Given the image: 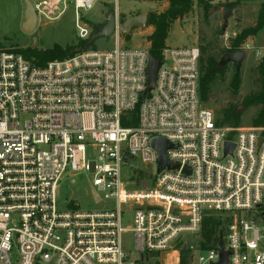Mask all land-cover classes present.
I'll use <instances>...</instances> for the list:
<instances>
[{"label": "built area", "instance_id": "obj_1", "mask_svg": "<svg viewBox=\"0 0 264 264\" xmlns=\"http://www.w3.org/2000/svg\"><path fill=\"white\" fill-rule=\"evenodd\" d=\"M30 1L38 21L71 9L79 42L91 35L82 12L98 0ZM121 25L116 10L112 50L44 65L0 49V264H216L219 239L202 236L213 216L227 264H264V126L216 121L200 99L198 47L163 49L146 93L149 49L122 48ZM157 139L172 168L158 171ZM144 172L151 186L139 189ZM76 175L110 206L60 202V182Z\"/></svg>", "mask_w": 264, "mask_h": 264}, {"label": "rangeland", "instance_id": "obj_2", "mask_svg": "<svg viewBox=\"0 0 264 264\" xmlns=\"http://www.w3.org/2000/svg\"><path fill=\"white\" fill-rule=\"evenodd\" d=\"M204 1L211 6L206 17L198 3L199 0H191L188 11L180 18L171 21L164 40V49L198 47L200 50V76L208 59L219 65L225 54L233 52L231 50L245 51L246 56L239 69H236L234 63H227L221 67L223 72L217 74L210 83L208 100L203 105L212 111L218 122L222 119L226 109L233 108L239 112V126L249 127L260 106L245 108L242 102L246 96L257 92L260 88L257 66L261 59L256 54L258 50L264 49V27L256 36L247 38L243 44L237 47L233 45V42L242 30L255 26L262 0L241 2L232 10L226 22L223 20V10L228 8L225 3L234 0ZM23 8L22 0H0V49L23 50L29 47L30 37L23 34L20 29ZM168 8L169 3L165 0H98L91 10L82 12V19L92 30L93 27L105 23L106 15L110 10L118 11V19L122 23L131 17L146 14L147 26L145 29L133 28L130 33L121 34L119 42L122 48L149 49L150 44L147 40L154 31L150 18L164 13ZM225 23L226 28L223 30L222 26ZM35 34L38 46L34 50L37 51L49 50L55 46L60 48L75 47L76 51L81 49V47H76L79 40L74 28V16L71 9L53 19H40ZM91 48L98 51L112 50L114 48L113 37L99 39ZM170 65V62L165 63V67H170ZM236 73L240 77V85L237 94H234L230 82ZM94 166L95 161L90 162V172ZM137 166L144 167L140 164ZM136 184L139 189L150 188L148 174L144 172L142 177L137 178ZM58 196L60 202L76 199L84 208L105 209L109 205L99 198L90 180L84 175L63 179L59 185ZM209 218L217 223L216 231L219 239V236H222L224 232V224H219L216 216ZM123 226L128 230L123 236V249L132 251L134 237L129 231L131 226L129 218H124ZM213 244L210 243V245ZM197 256L198 253L195 252V259Z\"/></svg>", "mask_w": 264, "mask_h": 264}, {"label": "trees", "instance_id": "obj_3", "mask_svg": "<svg viewBox=\"0 0 264 264\" xmlns=\"http://www.w3.org/2000/svg\"><path fill=\"white\" fill-rule=\"evenodd\" d=\"M160 1V0H159ZM169 3V8L162 14L157 16H152L150 18L151 24L154 26L153 33L149 36L147 42L150 44L149 52L150 55L156 60L161 61V52L165 48L164 40L166 38L167 29L171 21L180 18L185 14L189 6L191 5V0H165ZM252 1V0H234L229 3H225L228 9L233 10L241 2ZM199 5L202 7L205 17L208 14L211 6L204 0H199ZM264 27V0L260 6L259 14L256 20V24L253 27H248L242 30L236 37L233 45L237 47L243 44L244 41L249 37L256 36ZM83 42H79L76 47H82ZM75 47L60 48L58 46L53 47L49 50L37 51L29 48L18 50L24 58L32 59L38 65H44L48 61L63 59L68 56L73 55L77 52ZM233 49L231 51H236ZM257 70L260 77V88L257 92H254L246 96L242 102L245 108H250L254 106H260V109L253 119L252 126H264V58L260 60L257 66ZM223 70L219 68V65L208 59L205 62V66L202 68V74L199 78V93L200 99L204 103L208 100V95L210 92V83L213 81L217 74L222 73ZM240 85V77L236 73L230 82V87L234 94H237L238 87ZM239 114H236L233 108L226 109L223 113L222 119L220 120L221 125H229L233 127L239 126ZM217 223L212 219H205L202 226V236L206 241V244L216 243L218 240V233L216 231ZM182 256L186 254V251L181 252ZM183 262V261H182ZM184 263V262H183Z\"/></svg>", "mask_w": 264, "mask_h": 264}, {"label": "water", "instance_id": "obj_4", "mask_svg": "<svg viewBox=\"0 0 264 264\" xmlns=\"http://www.w3.org/2000/svg\"><path fill=\"white\" fill-rule=\"evenodd\" d=\"M23 2V11H22V21L20 23V29L23 34L28 35L30 37V44H29V49H35L38 46V41H37V35L35 34L37 25H38V17L34 11L33 5L30 0H22ZM232 10L225 8L223 10V20L226 22L228 17L231 15ZM114 21H115V11L110 10L108 14L106 15V21L102 25H98L92 28V33L89 36V38L83 43L82 47L80 50H86L88 48H91L94 43L102 38L109 39L112 35L113 28H114ZM147 26V15L146 14H141L136 17H131L127 20H125L121 27L120 31L122 34H128L133 28H140V29H145ZM226 28V23L223 24L222 29L224 30ZM245 51L240 50V51H235V52H229L225 54L220 63H219V68L222 66L226 65L227 63H234L236 69L240 68V65L242 61L245 58ZM161 66V63L157 61L155 58L152 56H149L148 59V66H147V89L146 93L149 92L150 90L153 89L155 79H156V74ZM236 114H239V112L235 111ZM261 140H259V143ZM151 147L155 149L158 154H159V159H158V164L159 168L158 171H160L164 166H167L168 168H172L173 165L168 163L165 160L164 157V152L166 149L170 148L171 145L164 139H157L153 140L150 143ZM232 146L229 144H225V152H230ZM184 172L189 173V170L187 168L184 169ZM259 208V207H258ZM260 217L264 218V212L260 213ZM222 236H219V241H218V252H219V262L216 264H227V258H228V252L223 251L222 249ZM193 246V236H190L187 240V244L181 248V251H186V249L190 248ZM185 264H190V256L188 255Z\"/></svg>", "mask_w": 264, "mask_h": 264}]
</instances>
